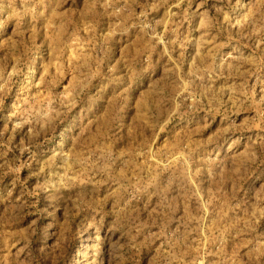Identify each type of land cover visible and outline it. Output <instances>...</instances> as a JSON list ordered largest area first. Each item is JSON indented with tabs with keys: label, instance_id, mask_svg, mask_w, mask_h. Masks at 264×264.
Instances as JSON below:
<instances>
[{
	"label": "rangeland",
	"instance_id": "obj_1",
	"mask_svg": "<svg viewBox=\"0 0 264 264\" xmlns=\"http://www.w3.org/2000/svg\"><path fill=\"white\" fill-rule=\"evenodd\" d=\"M0 264H264V0H0Z\"/></svg>",
	"mask_w": 264,
	"mask_h": 264
}]
</instances>
